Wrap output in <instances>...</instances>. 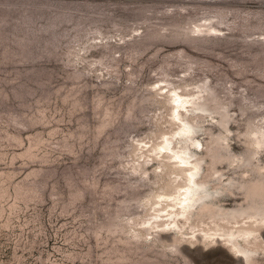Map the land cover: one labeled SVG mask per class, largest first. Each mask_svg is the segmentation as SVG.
<instances>
[{
	"label": "rangeland",
	"instance_id": "rangeland-1",
	"mask_svg": "<svg viewBox=\"0 0 264 264\" xmlns=\"http://www.w3.org/2000/svg\"><path fill=\"white\" fill-rule=\"evenodd\" d=\"M263 34L264 0H0V264H242L140 228L169 181L143 144L176 127L167 88L202 87L227 115L196 117L202 196L263 209Z\"/></svg>",
	"mask_w": 264,
	"mask_h": 264
},
{
	"label": "bare ground",
	"instance_id": "bare-ground-1",
	"mask_svg": "<svg viewBox=\"0 0 264 264\" xmlns=\"http://www.w3.org/2000/svg\"><path fill=\"white\" fill-rule=\"evenodd\" d=\"M208 26L205 28L203 25L205 29H202V25L193 26L195 28L190 31L193 34L214 35L215 28ZM260 39L264 40V36ZM202 90V87H198L193 92H183L177 86H172L164 91L165 99L170 105V119L176 127L164 133L158 143L148 147L143 144L146 149L141 143V147L151 152L148 154L150 159L157 158L163 163L169 181L167 187L154 196L150 208L152 212L148 219L142 221L140 228L150 235H170L176 245L191 239L218 241L228 249L233 258L245 264L249 258L244 247L264 244V207L251 208L249 212L243 209L226 210L202 196L206 180H203L202 174L203 157L194 153L202 150V143L194 130L196 117L206 116L204 112L215 110L219 114L218 124L223 127L227 118L221 106H210L205 102ZM218 138L223 140L225 137L217 136L216 139ZM249 143L253 146L254 153L264 145L263 126L257 125L251 130ZM216 173L217 171L212 176ZM219 184L217 181L215 186Z\"/></svg>",
	"mask_w": 264,
	"mask_h": 264
}]
</instances>
